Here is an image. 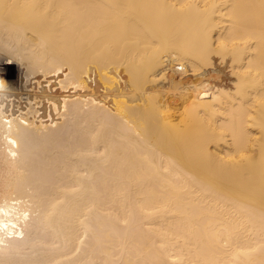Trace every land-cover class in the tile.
<instances>
[{
    "label": "bare ground",
    "instance_id": "6f19581e",
    "mask_svg": "<svg viewBox=\"0 0 264 264\" xmlns=\"http://www.w3.org/2000/svg\"><path fill=\"white\" fill-rule=\"evenodd\" d=\"M0 85V264H264V0H0Z\"/></svg>",
    "mask_w": 264,
    "mask_h": 264
},
{
    "label": "rangeland",
    "instance_id": "374dc122",
    "mask_svg": "<svg viewBox=\"0 0 264 264\" xmlns=\"http://www.w3.org/2000/svg\"><path fill=\"white\" fill-rule=\"evenodd\" d=\"M220 63V61L218 62H216V65L217 64H219ZM11 67V68H10ZM218 67V66H217ZM222 67V69L224 70V68L225 67H223V65L221 66ZM1 68H4V70L2 71V73H1V76H5V75H8V77L9 78H11V81H12V83L14 84V85H16V83H17V78H18V71H16L17 70V67H15V69L14 68H12V66H3V67H1ZM9 68V69H8ZM219 68H220V66H219ZM228 68V67H227ZM12 69V70H11ZM226 71V72H225ZM229 71H230V69H229ZM228 71V69L226 70H224V71H221V70H217V71H209V73H206L205 75H203V77L202 76H200V78H195L194 77V75L192 76V73L191 72H189V74L187 75V76H185V77H181L182 79H180V77H177V76H173L172 74H170V79L172 80L173 78H174V80H172L169 84H168V86L165 84L164 85V89H163V91H164V93L162 92V94L160 93V92H158V94H156V92H154V93H152V97H156V101H158L159 100V97H160V100L159 101H161V100H166V99H168L169 98V101L171 102V105H170V107L172 106H174L168 113H166L165 114V116L167 117V120H172V118H174V121H175V119H178V121H180V119L181 118H183L184 117V108H185V106H184V101H185V99H186V95L188 94V88H190L195 82H197L198 84H201V82L199 83V81L201 80H203L204 79V77H206L207 79H206V81H208L209 83H213V84H219V82H220V84H224L225 85V83H227V85H229V81H230V79L232 78L231 76H230V74L229 73H227V72H229ZM16 72V73H15ZM211 72H213V73H211ZM224 72V73H223ZM18 73V74H17ZM191 73V74H190ZM220 73V74H219ZM209 74V75H208ZM222 74V75H221ZM226 76H225V75ZM169 75V74H168ZM173 76V77H172ZM177 78H179V79H177ZM223 80H222V79ZM229 78V79H228ZM178 80H180V81H178ZM195 80V81H194ZM199 80V81H198ZM205 80V79H204ZM211 80V81H210ZM228 80V81H227ZM177 81L179 82V83H177ZM227 81V82H226ZM218 82V83H217ZM222 82H224V83H222ZM192 83V84H191ZM148 85V84H147ZM171 85H173V86H171ZM179 85V86H178ZM204 85H206V86H208V84H204ZM165 86L167 87V88H165ZM170 87H174L173 89H171ZM180 87V88H179ZM171 90H170V89ZM178 88V89H177ZM166 89H167V91H166ZM168 89L170 90V92L168 91ZM176 89H177V92H176ZM174 90V91H173ZM172 91H173V93H172ZM186 93V94H184V93ZM160 93V94H159ZM166 93V95H164ZM179 93V94H178ZM167 94H169V95H167ZM175 94V95H174ZM163 95L165 96V98H163ZM170 95H174V96H171L170 97ZM178 95V96H177ZM162 96V97H161ZM179 96H180V98H179ZM158 97V98H157ZM173 98V99H172ZM155 99V98H154ZM174 100V101H173ZM175 100H176V102H175ZM179 103H178V102ZM180 102H181V105H180ZM179 106V107H178ZM175 107H176V110H175ZM178 107V108H177ZM178 109V110H177ZM174 110V111H173ZM181 111V112H180ZM179 116V117H178ZM175 122H177V120L175 121Z\"/></svg>",
    "mask_w": 264,
    "mask_h": 264
},
{
    "label": "snow or ice",
    "instance_id": "6c2138e0",
    "mask_svg": "<svg viewBox=\"0 0 264 264\" xmlns=\"http://www.w3.org/2000/svg\"><path fill=\"white\" fill-rule=\"evenodd\" d=\"M0 87H3V85H0Z\"/></svg>",
    "mask_w": 264,
    "mask_h": 264
}]
</instances>
